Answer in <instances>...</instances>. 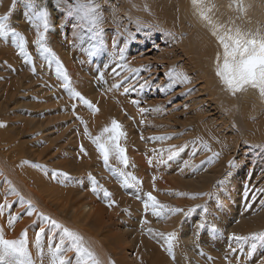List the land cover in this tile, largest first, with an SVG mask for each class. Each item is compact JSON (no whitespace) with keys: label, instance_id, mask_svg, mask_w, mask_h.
<instances>
[{"label":"bare ground","instance_id":"6f19581e","mask_svg":"<svg viewBox=\"0 0 264 264\" xmlns=\"http://www.w3.org/2000/svg\"><path fill=\"white\" fill-rule=\"evenodd\" d=\"M70 2L35 0L51 13L47 46L68 76H75L79 88L71 87L97 106L95 112L70 97L56 75V60L38 51L34 42L37 32L44 30L29 22L27 0H17L14 8L13 0H0V15L10 13L9 23L26 37V51L36 69L33 73V64L25 62L11 37L0 38V73L15 75L17 66L8 65L12 58L19 68L17 85L26 82L23 92L14 85L2 91L4 97L0 93V99L4 98L0 100V122L5 125L0 127V202L8 193L6 181H10L38 211L82 235L105 264L109 258L115 264H262L264 242L249 239L237 243L230 237L233 233L251 236L264 232V100L255 90L233 96L223 89L215 72L216 54L222 48L192 0H97L103 16L99 39L87 28H73L77 21L64 15ZM202 4L222 31L238 27L264 33V0H202ZM158 37L164 43L158 64L166 68V73L172 68L186 73L190 83L166 90L168 76L165 81L156 79L159 66L150 64L144 55ZM114 39L125 50L124 60H120ZM100 40L104 41V48L95 56L88 55L91 45ZM118 63L126 67H117ZM113 68L121 75L115 76ZM125 77L123 87L111 89L113 83ZM12 81L15 83V79ZM145 81L146 87L139 89ZM129 85L136 90L125 94L124 87ZM178 86L182 98L190 96L184 100L183 112H188L184 118L175 104L167 107L163 103L167 100L148 101V93L157 96L160 89L168 96ZM25 89L31 90L28 95ZM133 100L140 103L133 104ZM143 101L148 111L141 113ZM21 109L27 114L24 122L19 120ZM70 115L71 129L70 123L63 124ZM77 116L95 122L90 123L92 130L88 127L92 136L102 129L97 127L100 121L102 125L107 123L105 126L112 119L121 123L127 134L119 141L129 159L126 171L142 181L141 196L152 192L168 207L194 211L187 216L171 213L160 218L151 211L145 214L137 189L124 187L118 175L105 166L91 140L79 133L84 125L79 127ZM81 145L87 154L78 149ZM173 146H178V154L169 159V149L177 151ZM240 155L249 160L238 164ZM114 159L110 158V165L123 170L124 166ZM233 160L235 165L230 167L229 161ZM24 161L45 167L35 168ZM53 170L70 173V185L66 184L70 189L61 177L51 176ZM89 173L98 186L112 194L115 204L109 206L110 200L102 191H92ZM197 193L205 195L193 198ZM6 198L10 203L17 201L13 194ZM24 207L13 203L10 211L22 213ZM8 213L5 208L4 215H0L5 238L17 239L27 230L36 264H51V233L46 231L41 237L43 257L36 247V233L43 222L36 215L22 214L9 227ZM144 219L148 222L142 224ZM204 221L206 227L198 230L197 224ZM212 225H216V231ZM174 231L175 259L167 250L164 237L156 234ZM230 246L238 250L232 252ZM64 255L73 257L74 253Z\"/></svg>","mask_w":264,"mask_h":264},{"label":"snow or ice","instance_id":"6c2138e0","mask_svg":"<svg viewBox=\"0 0 264 264\" xmlns=\"http://www.w3.org/2000/svg\"><path fill=\"white\" fill-rule=\"evenodd\" d=\"M17 0H13V8L15 7ZM194 7L199 10L200 18L207 22L211 27L212 34L216 37L218 45L222 48V51H218L215 58V72L219 78L223 89L235 96L238 93H244L249 90H255L258 92L259 97L264 100V33L259 30L252 31H242L238 27L235 29H227L222 31V26L213 23L212 19L208 16L207 11L204 9L202 0H192ZM27 8L29 10L28 19L30 23H33L37 29L43 28V33L37 32V40L34 42L38 46V51L40 54H48L53 59L56 60V75L58 79L62 81V88L68 91L71 98L79 100L82 104L93 112L98 111V108L92 101L85 98L80 92L75 91L71 87L70 77L67 74L66 69L63 67L62 63L55 56L53 50L47 46L46 35L51 28V13L46 6H38L35 0H27ZM65 17L69 19H75L77 22L73 25V28H87V30L94 34V38L99 39L100 34L103 29L99 28V25L103 22V16L101 13V8L97 0H72V2L67 3L66 11L64 12ZM10 13L0 15V38L8 39L12 38V43L20 50V55L25 59V62H30L33 64L32 71L35 73L36 69L34 66V60H32L31 54L26 51L27 39L26 37L18 32L9 23ZM122 39V37H121ZM113 45L119 50L120 60H124V49L119 47V44L114 39ZM105 43L100 40L99 43H93L88 49V55L95 56L99 54L100 50L103 49ZM117 67H126V65L117 64ZM113 74L115 76H120L121 73L117 72L116 68H113ZM132 71H136L132 69ZM166 75L169 78V84L166 90H172L179 84L190 83V79L186 73L178 71L176 68L169 70ZM103 74H101V79ZM127 77L123 80H118L116 83L111 85V89H119L123 87L126 82ZM147 81L139 84V89H144L147 85ZM109 89V90H111ZM136 88L133 85L124 87V93L127 94L130 91H135ZM133 104H139L140 101L133 100ZM75 111L76 104L72 105ZM148 111V109H140L143 113ZM76 119L80 120L81 124L84 125V135L87 136L91 142L95 145L96 150L99 152L105 166L109 167L114 173L118 175L122 185L126 188L137 189V199H143L144 212L147 214L149 211L152 212L157 218L162 215H168L171 213H184L185 216L189 215L194 209H189L188 212H184L181 208H171L167 205L160 203L156 196L152 192L144 193L141 196L139 189L142 185V181L134 175L132 172L126 171L129 166V159L126 154V148L120 144L121 138L126 137V132L123 130V125L119 123L116 119H112L110 125L105 126L101 131L92 136L88 130L87 122L83 120L82 117L77 116ZM5 125L0 122V127ZM143 139V137H141ZM177 151L169 149L171 155L169 159H172L178 154V146H173ZM81 152L87 154L83 145H81ZM210 150V149H209ZM218 156L219 153H214ZM111 157L115 159L124 166V169L115 168L110 165L109 161ZM151 162V161H150ZM24 163H31L35 168H44L45 166L40 165L35 162L24 161ZM235 165V161H229V166ZM188 164L185 162V167ZM51 176L56 178L58 176L67 177L68 173L57 172L53 170ZM89 180L92 182V191L97 192L98 190L103 192V196L110 200V205L115 204V200H111V193L107 189H103L102 186H98L96 178L88 174ZM156 178L153 177V180ZM9 184V189L7 194H13L17 197V201L10 203L5 195L3 202H0V215H4L5 208L9 209L8 213V226L13 227L14 223L20 218L22 214L28 216L36 215L37 218L43 222L44 226L39 228L36 233V247L40 256L43 257V248L41 246V237L47 232H50L49 236V256L51 258V264H105V261L100 258L95 251H93L85 242L82 235L77 231L63 225L51 216L45 215L43 212L37 210L36 206L31 200H25L23 196L20 195L17 190L11 186L10 181H6ZM224 182L221 181L220 184ZM155 188V184H153ZM264 191V190H261ZM248 195L247 191L245 193ZM181 195H185L181 193ZM196 195H205L204 193L193 194V198ZM13 203H19L24 205L22 213L13 214L10 210ZM201 207V206H197ZM205 214H207V208L204 207ZM146 219L142 220L143 223H147ZM207 225V221L197 224V229H203ZM213 231H216V225H212ZM150 233L154 230L147 229ZM159 236L164 237L167 250L173 255L174 241L177 238L176 232L171 233H156ZM58 237V241H57ZM231 240L237 243L247 241L249 239L253 241L264 242V232L252 233L251 236H238L233 233L230 237ZM238 249L231 248L230 251L236 252ZM73 252V257H66L64 253ZM0 264H36V261L32 258V254L29 249V242L27 238V230L20 233L17 239H6L4 236L3 228L0 227ZM107 264H115L109 258ZM264 264V261H262Z\"/></svg>","mask_w":264,"mask_h":264},{"label":"rangeland","instance_id":"374dc122","mask_svg":"<svg viewBox=\"0 0 264 264\" xmlns=\"http://www.w3.org/2000/svg\"><path fill=\"white\" fill-rule=\"evenodd\" d=\"M11 22V21H10ZM154 41V43H151V45H149L148 46V49H147V52H146V54L144 55L146 58H148V60H149V62H150V64L151 63H153V66L154 65H156V66H159V70H157V72H155V77H156V79H159V80H163V81H165V79H166V68L165 67H161L158 63H159V59H158V56L160 55V53H161V47L163 46L164 47V43H163V41L161 40V39H159V37L158 38H156V39H154L153 40ZM163 44V45H162ZM157 46V47H156ZM167 48H169V47H167ZM9 60H11L10 62H8V65L10 66V67H12V66H17L16 67V69H14V74L15 75H11V74H7V73H5V75H3V74H1L0 73V93L2 94L1 96L2 97H4L3 96V92H4V90L6 89V88H10L11 86H14V85H17V82H16V77H17V75H19V73H17L18 71L17 70H19V68H18V63L15 61V62H13V59L11 58V59H9ZM19 61V60H18ZM12 62V63H11ZM13 63H15V64H13ZM11 64H12V66H11ZM13 68V67H12ZM86 75V74H85ZM78 76H80V74L78 75ZM75 76H70V81H71V86L75 89H78L79 87H78V84L76 85V81H75V78H74ZM76 77H77V74H76ZM83 78H84V76H83ZM13 79H15V83H13ZM25 83L26 82H22V83H20L19 85H17V87H19L20 88V91L19 92H23V90H24V85H25ZM39 83H40V81H39ZM56 85H60V83H56ZM9 86V87H8ZM40 86V85H39ZM81 90H83L84 91V87H82L81 88ZM3 91V92H2ZM25 91L27 92V95L30 93V89L29 90H27V89H25ZM163 92V90H161L160 91V89H158V91H156V93H157V96H155V95H153V94H149L148 93V95H147V97H148V101H155V99L157 98V100L159 99V101H165V100H167V101H165V102H163V103H165L166 105H167V107H172V105L173 104H175V107L177 106V111L179 112H176V113H178L179 115H181V116H183L184 114H188V112H186V113H184L183 111H185V109H184V103L190 98V96L189 97H184V98H182V92H181V89H180V87L178 86V88H176V90H174V91H172V92H170V93H168L167 95L168 96H164L165 94H164V92ZM181 92V93H180ZM81 93V92H80ZM173 93H175L174 95H173ZM0 96V97H1ZM176 96V97H175ZM149 97H151V98H149ZM174 97V98H173ZM168 98V99H167ZM171 98V100H169ZM2 99H4V98H1L0 100H2ZM184 100H186V101H184ZM167 102V103H166ZM178 104V105H177ZM190 104V103H189ZM141 106H142V108L143 109H145V102L143 101L142 103H141ZM145 106V107H144ZM179 106V107H178ZM190 106V105H189ZM191 106H192V104H191ZM20 110V109H19ZM70 113H71V110L69 111ZM13 114V113H12ZM14 115V114H13ZM26 115V116H25ZM70 118V119H69ZM183 118H184V116H183ZM23 119H27V114L25 113L24 114V110H22L21 109V113H20V117H19V120H23ZM70 121H69V120ZM67 120L68 121H66V119H64V121H63V124L65 125V124H67V123H70V129H71V125H72V119H71V115H70V117H68L67 118ZM89 121H91L90 119H88ZM87 120V121H88ZM85 121V120H84ZM86 121V122H87ZM23 122H24V120H23ZM67 122V123H66ZM80 122V121H79ZM94 121H91V122H87V124L89 123H93ZM95 123V122H94ZM89 124L87 125L89 128H91L90 130H92L93 128H92V126L93 125H91L90 124V126H89ZM99 124L100 125H98L97 127H99V129L100 128H104V127H102V126H105V125H107V123L104 125H102V121H100L99 122ZM109 124V123H108ZM63 125V126H64ZM102 125V126H101ZM82 126V124L80 123V126L79 127H81ZM94 127V126H93ZM63 129H64V127H63ZM101 131V129L98 131L97 130V134L99 133ZM76 132H78V129H77V131ZM79 133H81L82 134V136H83V133H84V130H83V132H82V130H81V132H79ZM78 149L80 150L81 148H79L78 147ZM100 155V154H99ZM240 157V158H239ZM239 158V159H238ZM249 157L248 156H244V158H242L241 159V155L240 156H238L237 157V159L238 160H236L237 161V163L238 164H240V163H244V162H247L249 159H248ZM240 160V161H239ZM117 160L116 159H114V162H116ZM65 173H67V172H65ZM70 173L68 172V176L66 177V179L64 178V176H59V177H61V180L64 182V184H65V186H66V188L68 189H70V186H68V185H70V175H69ZM65 180V181H64ZM66 184H68V185H66ZM29 242V241H28Z\"/></svg>","mask_w":264,"mask_h":264}]
</instances>
